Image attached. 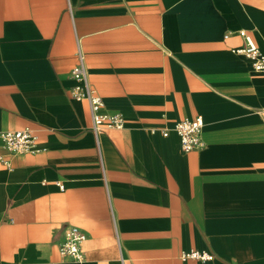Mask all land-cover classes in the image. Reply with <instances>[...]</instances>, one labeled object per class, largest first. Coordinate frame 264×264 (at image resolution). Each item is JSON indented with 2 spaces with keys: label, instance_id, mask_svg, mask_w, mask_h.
<instances>
[{
  "label": "crops",
  "instance_id": "0c3cea01",
  "mask_svg": "<svg viewBox=\"0 0 264 264\" xmlns=\"http://www.w3.org/2000/svg\"><path fill=\"white\" fill-rule=\"evenodd\" d=\"M240 31L264 55V0H0V132L39 148L0 142V264H264V74ZM79 54L122 129L72 97ZM197 117L183 152L172 128Z\"/></svg>",
  "mask_w": 264,
  "mask_h": 264
},
{
  "label": "built area",
  "instance_id": "2783aa9c",
  "mask_svg": "<svg viewBox=\"0 0 264 264\" xmlns=\"http://www.w3.org/2000/svg\"><path fill=\"white\" fill-rule=\"evenodd\" d=\"M239 35L243 39V46L236 49L235 53L248 58L251 61L254 72L264 74V55L259 52L245 32L240 31ZM70 76L77 82V85L71 88V95L76 100L88 102L94 131L98 132L101 128L122 129L124 122L120 114L101 113L103 106L102 99L87 80L83 58L80 54L78 55V63L70 71ZM257 114L264 121V107L258 109ZM202 129L203 121L200 117L193 120H181L176 122L172 128L180 138L181 150L183 152L200 150L204 147ZM167 134V129L162 130L163 136H167ZM37 141L38 135L36 131L30 128L0 132V142L13 155L38 152ZM85 239L86 235L81 229L76 226H67L59 243L60 255L64 258H69L73 262L82 263L84 255L81 247ZM187 258L207 262L212 260L213 256L206 252L192 251L183 255V259Z\"/></svg>",
  "mask_w": 264,
  "mask_h": 264
}]
</instances>
